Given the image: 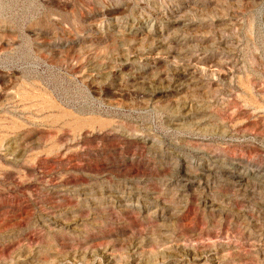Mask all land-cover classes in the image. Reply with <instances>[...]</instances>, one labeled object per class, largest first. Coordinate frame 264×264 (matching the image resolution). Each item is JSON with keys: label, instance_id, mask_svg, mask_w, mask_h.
<instances>
[{"label": "rangeland", "instance_id": "obj_1", "mask_svg": "<svg viewBox=\"0 0 264 264\" xmlns=\"http://www.w3.org/2000/svg\"><path fill=\"white\" fill-rule=\"evenodd\" d=\"M0 264H264V0H0Z\"/></svg>", "mask_w": 264, "mask_h": 264}]
</instances>
